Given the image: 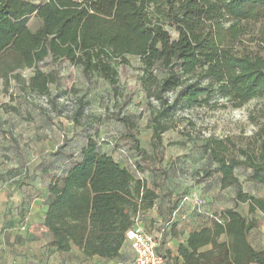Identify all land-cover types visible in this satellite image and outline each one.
<instances>
[{"label": "trees", "instance_id": "1", "mask_svg": "<svg viewBox=\"0 0 264 264\" xmlns=\"http://www.w3.org/2000/svg\"><path fill=\"white\" fill-rule=\"evenodd\" d=\"M33 19L40 22L35 29ZM128 55L139 56L149 75L164 73L155 88L147 87L159 102L151 119L153 153L129 134L141 157L153 162L170 128L166 119L179 107H226L210 102L216 95L234 107L264 100V0H0V79L6 82L33 69L28 87L48 93L54 79L40 64L52 58L79 64L84 74L96 72L115 86L114 62L126 64ZM121 120L134 126L128 117ZM213 141L209 155L224 187L239 182L233 174L241 165L264 184V140L258 154L241 150L243 159L228 157V145ZM65 146L53 150L54 170L51 163L46 168L52 175L43 221L47 245L60 253L79 248L87 257L117 258L134 218L154 205L161 184L148 187L93 136L72 156ZM240 202H249L252 215L264 211V195L239 188L235 206ZM216 216L189 234L177 264H264V248L249 240L257 220L235 207Z\"/></svg>", "mask_w": 264, "mask_h": 264}, {"label": "rangeland", "instance_id": "2", "mask_svg": "<svg viewBox=\"0 0 264 264\" xmlns=\"http://www.w3.org/2000/svg\"><path fill=\"white\" fill-rule=\"evenodd\" d=\"M39 24L36 19L30 22L33 29ZM172 34L176 36L175 31ZM127 59L126 64L114 62L119 73L115 86L96 72L84 74L79 64L52 58L40 64L54 79L46 94L28 87L33 69L20 71V78L12 76L8 82L0 79V264H73L78 260L77 248L60 253L47 245V232L30 213V205L19 203L20 195L15 191L21 176L16 177V169L38 174L51 163L53 171L59 162L53 150L66 145V155L72 156L87 143L88 136L137 179L148 171L151 181H167V193H173L169 186L181 182L177 194L190 195L189 190L201 194L210 216L235 207L246 217L255 218L257 226L250 231L249 240L256 248L264 247V211L259 209L252 215L249 202L234 203L239 188L262 197L264 184L253 180V171L241 165L233 174L239 182L224 187L218 164L209 155L213 140L228 145V157L243 159L241 150L258 154L264 140V100L254 98L234 107L228 98L216 95L210 102L226 107H179L166 119L170 128L163 134L158 157L148 162L134 148L129 134L153 153L151 119L159 102L149 95L147 87L155 88L164 73L156 69L149 75L139 56L128 55ZM124 116L134 126L121 120ZM40 163L47 164L37 167ZM24 180H20L21 186H33ZM211 196L217 200V207L211 203ZM34 208L41 209V205Z\"/></svg>", "mask_w": 264, "mask_h": 264}, {"label": "crops", "instance_id": "3", "mask_svg": "<svg viewBox=\"0 0 264 264\" xmlns=\"http://www.w3.org/2000/svg\"><path fill=\"white\" fill-rule=\"evenodd\" d=\"M34 1L39 2L40 0ZM41 166H45V164L40 163L37 167ZM16 172H18L16 177L20 178L21 176V179L17 182L18 186L15 191V193L20 195L19 203H24L25 206H27V204L30 205V213L36 220L41 222V227L47 232V229L43 225V221L47 209L49 185L52 175L46 172V168L41 169L38 174L34 173L32 170L29 173H25L24 170L21 172L20 169H16ZM142 178H145L148 187H154L153 184L155 180L151 181L148 171H145L144 177ZM20 180H24L27 184L32 183L33 186H21ZM166 182V180L161 181V186L155 187L159 194L158 199L151 208L141 211L140 215L148 231L160 234L164 229L158 251L165 255V264H177L183 261L179 254V248L182 244H186L189 234L192 231H199L204 227L210 226L212 224V219L208 214L201 215L194 209L195 205L190 200L192 194L191 190H187V193H191L190 195L181 196V194H177L182 185V183L179 182V185L176 187L169 186V189L173 190V193H167L168 188L165 184ZM29 190H32L31 193H29ZM33 193H37V197ZM28 194H31L32 197L28 198ZM33 197L36 198L34 199ZM211 198V203L217 207V200H214L212 196ZM38 204L41 205V209L34 208ZM25 209L27 210L28 208ZM38 211L39 216H37ZM171 218L173 219L172 227L166 228V222ZM263 248L264 247H260L256 249ZM77 251L79 258L76 262H72L73 264H133L134 261V250L128 241H126L122 247L121 255L114 259H105L100 256L87 257L79 248H77Z\"/></svg>", "mask_w": 264, "mask_h": 264}, {"label": "built area", "instance_id": "4", "mask_svg": "<svg viewBox=\"0 0 264 264\" xmlns=\"http://www.w3.org/2000/svg\"><path fill=\"white\" fill-rule=\"evenodd\" d=\"M190 200L194 203V209L197 213L208 214L204 209L206 200L201 194L192 193ZM210 217L218 219L217 216L211 215ZM172 224L173 219L171 218L166 222L165 227L169 228ZM163 231L164 229L160 234L148 231L143 224L140 213L134 218L132 227L126 232V241L130 242L134 250L133 264H165V255L158 251Z\"/></svg>", "mask_w": 264, "mask_h": 264}]
</instances>
